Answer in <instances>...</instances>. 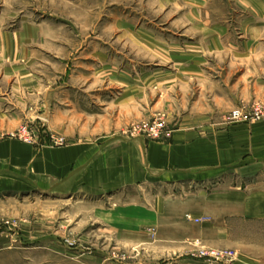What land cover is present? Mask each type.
Returning a JSON list of instances; mask_svg holds the SVG:
<instances>
[{
	"label": "rangeland",
	"instance_id": "rangeland-1",
	"mask_svg": "<svg viewBox=\"0 0 264 264\" xmlns=\"http://www.w3.org/2000/svg\"><path fill=\"white\" fill-rule=\"evenodd\" d=\"M256 104L264 0H0V143L34 156L8 159V185H48L46 151L94 144L117 123V137L134 138L132 127L161 119L165 137L147 139L159 142L185 117L264 121L250 118ZM236 109L248 118L232 122ZM189 178L94 197L8 192L0 264H254L253 247L248 262L223 239L219 195L240 182Z\"/></svg>",
	"mask_w": 264,
	"mask_h": 264
},
{
	"label": "crops",
	"instance_id": "crops-1",
	"mask_svg": "<svg viewBox=\"0 0 264 264\" xmlns=\"http://www.w3.org/2000/svg\"><path fill=\"white\" fill-rule=\"evenodd\" d=\"M83 117L87 116L79 114V118ZM202 120V117H185L168 140L159 142L143 137L119 138L117 123L114 132L94 144L46 151L41 156L48 168L46 186H40L36 175L17 176L10 182L13 185H8L6 174H1L8 159L16 164L34 156L28 151L23 153L18 144L1 142L0 199L8 192L18 197L38 193L64 198L76 191L86 197L104 196L147 184L152 176H161L163 182H173L179 176H189L198 182L220 176L223 182L234 178L242 186L250 185L244 189L229 185L219 195L223 239L229 241V248L241 259L264 264V187L252 186L264 172V121L223 123L215 128ZM216 223L219 224L215 220Z\"/></svg>",
	"mask_w": 264,
	"mask_h": 264
},
{
	"label": "built area",
	"instance_id": "built-area-1",
	"mask_svg": "<svg viewBox=\"0 0 264 264\" xmlns=\"http://www.w3.org/2000/svg\"><path fill=\"white\" fill-rule=\"evenodd\" d=\"M232 122L245 121L248 117L244 115L243 111L236 109L231 113ZM252 120L264 119V105L256 104L253 108V112L250 115ZM132 135L141 136L149 140H160L167 134L166 124L161 119H155L153 121L143 122L140 125L132 127Z\"/></svg>",
	"mask_w": 264,
	"mask_h": 264
}]
</instances>
